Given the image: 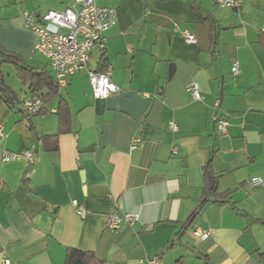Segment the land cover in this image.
I'll return each instance as SVG.
<instances>
[{"label": "crops", "instance_id": "0c3cea01", "mask_svg": "<svg viewBox=\"0 0 264 264\" xmlns=\"http://www.w3.org/2000/svg\"><path fill=\"white\" fill-rule=\"evenodd\" d=\"M240 1L229 9L215 0H100L116 10V22L89 68L98 70L103 55L118 93L94 99L87 75L77 73L42 113L28 115L22 102L39 94L22 84L17 67L54 84L55 77L22 15L63 10L73 0H0V51L16 58L0 68L15 97L8 102L0 89V264H64L69 249L106 264H264V187L250 184L264 179V0ZM184 30L195 44L184 41ZM214 114L228 120L225 134ZM134 138L141 145L131 149ZM25 152L32 163L2 161ZM211 179L217 202L207 194ZM72 201L85 209L83 219ZM115 211L139 222L112 232L106 223ZM195 229L209 235L196 240Z\"/></svg>", "mask_w": 264, "mask_h": 264}, {"label": "built area", "instance_id": "2783aa9c", "mask_svg": "<svg viewBox=\"0 0 264 264\" xmlns=\"http://www.w3.org/2000/svg\"><path fill=\"white\" fill-rule=\"evenodd\" d=\"M219 8L239 9L240 0H215ZM23 23L26 29L31 30L36 36L34 51L48 60L49 67L54 73L55 83L59 89L67 84V77L85 73L89 79L94 99L104 100L118 93V88L111 80V70L107 67L103 72L89 68L90 56L94 50H103L105 38L103 33L116 22V10L110 7L99 6L96 0H73L72 4L59 11H48L42 16L31 12H24ZM182 36L187 44H195L196 39L190 32L182 31ZM232 73L237 72V62L232 64ZM187 90L194 99H199L198 86L190 84ZM215 109L219 101L214 103ZM22 108L28 115L38 114L43 110L39 97L32 96L22 102ZM217 133L225 134L229 122L226 118L214 114L212 116ZM172 132L177 130L175 123H170ZM141 145L138 138L132 139L131 149ZM176 151H174L175 153ZM23 156L29 163L33 162L30 152L22 155L4 153L3 162L15 160ZM252 187H264V179L253 177L250 179ZM76 214L83 219L85 209L76 201H72ZM139 222L138 215L130 213L113 212L108 216L106 226L112 232H117L122 225L133 226ZM208 232L200 229L191 231V236L196 240H204ZM148 264H159L156 259L147 261ZM1 264H10L8 258H3Z\"/></svg>", "mask_w": 264, "mask_h": 264}, {"label": "trees", "instance_id": "16d2710c", "mask_svg": "<svg viewBox=\"0 0 264 264\" xmlns=\"http://www.w3.org/2000/svg\"><path fill=\"white\" fill-rule=\"evenodd\" d=\"M217 30H219V26L212 24L211 27V42L215 43V37L217 35ZM258 45L263 49L264 51V32H260L258 35ZM1 57L4 61H0V68L3 62L5 61H12V59L16 58L10 54H6L3 51H0ZM107 62L106 59L104 58V56L102 55L100 62H99V66H98V70H95L97 72H103L106 68H107ZM17 76L20 79V81L22 82V84L28 83L29 88L31 89L32 92L39 94L36 95L37 97H39L42 101V103L46 104L51 98H53L54 96H56L58 94L59 88L56 85V83L54 84L52 82V80L50 79V77H48L46 74H34L32 70H28L27 68H23L21 66L17 67ZM0 85L2 86V90L5 92V98L8 102H12L15 97L12 94L13 92L7 87L4 86L3 84V80H2V76H1V69H0ZM42 95L40 94L41 92H44ZM60 107V116H59V120H60V124H64L67 122L66 120V104L63 100L60 101L59 104ZM44 111L41 110L39 113H42ZM38 113V114H39ZM37 115V114H35ZM212 183V187H209L208 189V193L214 194L215 198H216V202L219 199V195L216 194V189H215V185L214 182L210 181ZM206 199H204L199 207L197 208V210H195L194 212L191 213V215L189 216V218L187 219V221L185 223H183V227L186 228L187 226H189V224L192 222L193 218L199 213V211L202 209V207L205 205ZM64 264H106V262L104 260L99 259L94 253L92 252H86V251H81L78 249H69L67 251L66 254V258H65V262Z\"/></svg>", "mask_w": 264, "mask_h": 264}, {"label": "rangeland", "instance_id": "374dc122", "mask_svg": "<svg viewBox=\"0 0 264 264\" xmlns=\"http://www.w3.org/2000/svg\"><path fill=\"white\" fill-rule=\"evenodd\" d=\"M99 1H100V0H96V3H97V5L101 6L100 3H99ZM8 66L12 68V65H11V64H8ZM4 71H5V74H6V79H7V81H8V82H11V76H12V75H10L11 73H9V71H10L9 68H5ZM10 84H11V83H10Z\"/></svg>", "mask_w": 264, "mask_h": 264}, {"label": "water", "instance_id": "95a60500", "mask_svg": "<svg viewBox=\"0 0 264 264\" xmlns=\"http://www.w3.org/2000/svg\"><path fill=\"white\" fill-rule=\"evenodd\" d=\"M174 69H175L174 64H170V65H169V75H168V78L171 77V75H172ZM1 88H2V86L0 85V89H1Z\"/></svg>", "mask_w": 264, "mask_h": 264}]
</instances>
